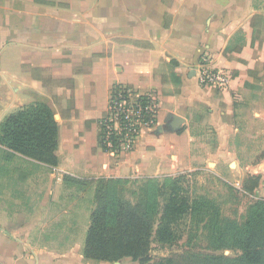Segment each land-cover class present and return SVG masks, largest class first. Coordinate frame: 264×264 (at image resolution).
Returning a JSON list of instances; mask_svg holds the SVG:
<instances>
[{
    "label": "crops",
    "instance_id": "1",
    "mask_svg": "<svg viewBox=\"0 0 264 264\" xmlns=\"http://www.w3.org/2000/svg\"><path fill=\"white\" fill-rule=\"evenodd\" d=\"M58 23L65 27L60 35L53 32ZM71 25L91 36L70 34ZM203 53L230 75L226 89L198 84ZM85 60L91 69L81 72ZM171 61L176 65L168 67ZM258 64L264 65V0H0V123L23 107L42 103L54 113L60 103L58 165L38 164L57 181L157 179L196 168L204 156L187 113L205 106L212 126L225 131L231 95L251 82ZM159 67L168 73L158 75ZM171 71L181 84L168 95ZM115 85L151 96L157 107L154 126L143 127L118 162L97 144L98 120ZM169 113L184 118L178 131L168 130ZM49 199L46 191L41 206ZM18 236L0 227V264H40ZM69 256L60 264H71Z\"/></svg>",
    "mask_w": 264,
    "mask_h": 264
},
{
    "label": "rangeland",
    "instance_id": "2",
    "mask_svg": "<svg viewBox=\"0 0 264 264\" xmlns=\"http://www.w3.org/2000/svg\"><path fill=\"white\" fill-rule=\"evenodd\" d=\"M91 64V60L83 61L80 71L88 72ZM263 70L264 65L258 64L252 71L251 82L231 95V110L222 117L227 124L225 131L212 126L205 106L187 113L190 126L196 129L198 149L204 156L196 162V168L171 177L109 184L106 201L117 198L155 213L145 264L184 253L224 255L232 259L242 255L239 239L246 222L264 213ZM157 72L168 73L161 67ZM70 82L66 80L65 86L71 87ZM175 92L177 87L167 79L165 93ZM58 106L54 107L56 119L60 103ZM153 106L156 111L155 102ZM220 116L218 113L217 118ZM58 123L63 124L59 120ZM220 139L223 141L219 142ZM61 152L60 148V155ZM130 152L109 154L112 162H118L121 155ZM198 163L201 164L197 166ZM50 174V169L23 157L7 160L0 153V227L17 233L27 248L37 254L40 264H60V256L66 253L70 256L65 259L71 264H112L83 259L85 236L98 204L95 200L98 184L91 182L95 178L64 176L57 181ZM46 191L50 199L46 206H41ZM173 194L182 204V212L169 219L167 225L174 239L163 244L157 240L155 230L163 207ZM116 263L139 264L128 258Z\"/></svg>",
    "mask_w": 264,
    "mask_h": 264
},
{
    "label": "trees",
    "instance_id": "3",
    "mask_svg": "<svg viewBox=\"0 0 264 264\" xmlns=\"http://www.w3.org/2000/svg\"><path fill=\"white\" fill-rule=\"evenodd\" d=\"M73 27L71 25L70 29L68 28L70 34L91 36L92 31L87 28L82 32L81 28ZM64 29L65 27L62 28L61 23H58L53 32L60 35ZM203 55L204 53L200 55L199 60ZM97 58V56L93 57V59ZM175 65L176 62L171 61L168 67ZM168 79L174 86L181 84L180 79L173 71L168 74ZM129 94L136 96V92L131 86H113L109 94L107 110L98 120L97 144L105 153L116 154L120 150L126 134L128 136L133 134L136 141L143 128L130 125L126 121L122 123L121 135H117L113 131L110 117L114 113V106L120 101H125L127 106L130 105ZM151 102L152 97L146 95L133 99V105H138L142 109L151 106ZM68 106L73 107V96L68 101ZM151 118L152 112L147 111L143 113L141 122L148 123ZM148 127L151 126L148 125ZM59 140L60 126L51 108L42 103L23 107L8 115L0 123V153L7 160H12L18 155L37 164L56 167L58 165L56 151ZM120 180L123 179L98 178L91 180L92 183L98 184L95 195L98 204L91 215V223L85 236L83 259L113 264L128 258L133 262L145 264L148 261L150 239L153 232L151 219H154L155 213L154 211L149 212L145 206L132 205L117 198L106 201L109 184ZM175 184L174 189L176 188ZM181 206L176 194L170 195L163 207L161 221L155 230L156 238L160 243L166 244L173 241V232L167 224L169 219L174 218L172 216L182 212ZM239 245L242 255L236 259L224 255L184 253L159 260L155 264H264V213H258L246 222L244 232L239 239Z\"/></svg>",
    "mask_w": 264,
    "mask_h": 264
},
{
    "label": "built area",
    "instance_id": "4",
    "mask_svg": "<svg viewBox=\"0 0 264 264\" xmlns=\"http://www.w3.org/2000/svg\"><path fill=\"white\" fill-rule=\"evenodd\" d=\"M198 84L205 88L215 89V90H223L229 86L230 75L223 70L212 67L209 55L204 54L198 63V68L196 71ZM131 104L127 106L125 101H120L118 104L114 106V113L110 117V122L113 123V131L116 132L117 135H121L122 131V123L128 121L130 125H136L137 127L152 125L154 123L155 110H154V99L152 98L151 106H148L142 109L138 105H133V99L135 96L129 94ZM150 111L152 112V120L148 123H142L141 117L143 113ZM110 129V126H108ZM141 129V128H140ZM135 142V137L133 134L128 136L126 134V138L123 140L121 144V151H131L133 149ZM110 146V145H109ZM111 147V146H110Z\"/></svg>",
    "mask_w": 264,
    "mask_h": 264
},
{
    "label": "water",
    "instance_id": "5",
    "mask_svg": "<svg viewBox=\"0 0 264 264\" xmlns=\"http://www.w3.org/2000/svg\"><path fill=\"white\" fill-rule=\"evenodd\" d=\"M184 122V118L171 113H169L166 118L167 128L172 132L178 131V129L183 125Z\"/></svg>",
    "mask_w": 264,
    "mask_h": 264
}]
</instances>
